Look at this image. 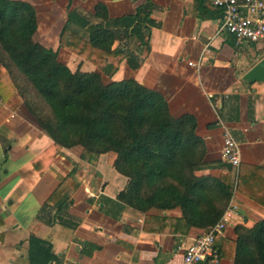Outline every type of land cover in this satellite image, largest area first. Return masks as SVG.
<instances>
[{"label":"crops","instance_id":"crops-1","mask_svg":"<svg viewBox=\"0 0 264 264\" xmlns=\"http://www.w3.org/2000/svg\"><path fill=\"white\" fill-rule=\"evenodd\" d=\"M24 1L37 12L34 40L59 53L69 10L93 13L102 2L110 17H119L133 14L145 0ZM151 1L150 17L158 26L151 27L141 67L132 70L123 60L111 79H103L134 78L161 92L173 116L194 115L206 147L201 173L210 179L228 170L222 134L224 128L232 133L241 158L239 186L231 195L238 210L215 237L216 249L224 245L218 262L198 264H234L227 256L234 227L264 219V85L241 78L264 55V43L236 45L233 36L217 33L220 10L210 0ZM67 59L63 63L72 70L98 71L76 55ZM52 143L0 73V264H29L30 236L51 245L54 258L47 264H181L184 249L207 229L189 226L180 207L146 212L119 207L116 197L127 179L106 155L81 159V146L62 148L40 174L32 161ZM69 174L72 180L63 183ZM59 185L53 202L45 205Z\"/></svg>","mask_w":264,"mask_h":264},{"label":"trees","instance_id":"trees-1","mask_svg":"<svg viewBox=\"0 0 264 264\" xmlns=\"http://www.w3.org/2000/svg\"><path fill=\"white\" fill-rule=\"evenodd\" d=\"M152 8V1L145 0L133 14L119 17H110L102 2L93 13L69 10L58 49L98 69L83 71L72 70L59 61L57 50L34 40L38 23L32 4L0 0V73L53 141L32 161L40 174L62 148L81 146V159L92 162L106 155L107 163L127 179L116 197L119 207L139 212L180 207L189 226L208 228L238 188L240 166L236 173L228 164L218 179L203 175L206 147L194 115L173 116L161 92L134 78L103 79H111L123 60L132 70L141 66L145 55L140 52L149 50L151 27L158 26L150 17ZM68 180L71 174L63 183ZM58 188L45 205L53 202ZM234 232L236 239L227 246L234 264H264V219L252 227L238 224ZM28 243L29 264L54 258L46 241L30 236Z\"/></svg>","mask_w":264,"mask_h":264},{"label":"built area","instance_id":"built-area-1","mask_svg":"<svg viewBox=\"0 0 264 264\" xmlns=\"http://www.w3.org/2000/svg\"><path fill=\"white\" fill-rule=\"evenodd\" d=\"M210 4L220 10L217 33L233 36L236 45L242 42L264 43V0H210ZM188 64L198 67V63L192 61ZM222 157L238 173L241 162L239 144L227 128L222 134ZM237 210L238 205L231 196L218 221L196 236L184 249L181 264H198L204 260L217 263L215 237L226 229Z\"/></svg>","mask_w":264,"mask_h":264},{"label":"water","instance_id":"water-1","mask_svg":"<svg viewBox=\"0 0 264 264\" xmlns=\"http://www.w3.org/2000/svg\"><path fill=\"white\" fill-rule=\"evenodd\" d=\"M241 78L246 82H259L264 85V55Z\"/></svg>","mask_w":264,"mask_h":264},{"label":"rangeland","instance_id":"rangeland-1","mask_svg":"<svg viewBox=\"0 0 264 264\" xmlns=\"http://www.w3.org/2000/svg\"><path fill=\"white\" fill-rule=\"evenodd\" d=\"M130 45H131V47L133 48V49H137V43L136 42H134V40H131L130 41ZM145 49V47H143L142 48V50H144ZM62 50V51H61ZM146 52L147 51H144V52H140V54L142 55V57H143V55H145L146 54ZM264 52V51H263ZM58 54H60V55H58V58H59V60H61L62 62H66V60H68L67 58L68 57H70V55L72 56V57H74V55L72 54V53H68V52H66V51H64L63 49H60L59 50V53ZM234 60V59H233ZM248 60H249V57H248ZM253 60V57H251V61ZM236 60H234V62H235ZM250 61V60H249ZM74 67L76 66V65H73ZM243 68H245V63H244V65L242 64L241 65ZM141 67V66H140ZM104 81L105 82H108V80L106 79V78H104Z\"/></svg>","mask_w":264,"mask_h":264}]
</instances>
